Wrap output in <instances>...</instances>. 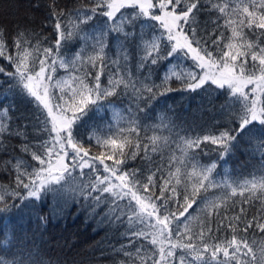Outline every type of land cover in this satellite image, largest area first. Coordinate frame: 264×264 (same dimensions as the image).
I'll return each mask as SVG.
<instances>
[{"label":"snow or ice","instance_id":"snow-or-ice-1","mask_svg":"<svg viewBox=\"0 0 264 264\" xmlns=\"http://www.w3.org/2000/svg\"><path fill=\"white\" fill-rule=\"evenodd\" d=\"M200 7V0H156V2L98 0V3L90 9H75L69 13L53 11L51 16L55 19V37L52 46L41 48L40 41L32 45L24 38L26 33L18 32L11 41L15 48V55H11L7 54V40L0 36V57L6 56L15 68V71L8 75L16 82L15 87L19 89V94L34 104L37 126L43 125L42 131L48 137L35 146L28 143L23 145L22 151L31 152L33 160L39 161V167L17 161L16 186L9 193L8 188L11 185L8 187L0 185V202H3L0 213L11 208L23 211L29 207V198L39 200L42 195L59 191L53 188V185L60 184L77 168L82 171L87 167L90 172H97L99 166L96 161H99V165L103 166L102 176L96 175L94 182L78 186V190L68 188L64 191L70 192L74 203L79 199H83L86 203L91 201L88 206L92 209L93 215L107 205L101 220L107 219L110 224L123 226L127 221L129 225H143L139 231H133L129 227L127 232L130 236L127 238L131 243L140 237L147 240L151 235L150 243L154 250L151 255L145 253V264L147 261H151V264H176L177 249L182 250L183 253L179 257V264H230L231 261H235V264H264V247L257 256L246 238V233L253 227L254 222L255 226L264 232V222H256V217H253L244 226L245 235L238 236V228L233 225L238 226L243 223L242 216L231 218L225 216L220 219L217 229L224 223V219H228L227 227L232 230V238L215 244L209 243V238L215 240L217 237L212 235L211 223L208 220L213 213L218 215L222 205H226L232 197H245L247 193L255 198L257 189L260 190V196L264 197V175L258 180L253 177L242 182L230 179L217 182L213 178L216 163L201 165L196 152L193 151L199 150L204 142L217 145L222 157L231 153L241 142L254 145L257 149H264V47L259 43L249 42L244 31L249 29L255 33L264 30V2L256 5L252 0H240L231 11L227 4L222 7L213 4V9L218 8L221 14L233 17L226 19L223 26L219 24L220 17L208 22L215 25L213 32L222 27L232 30L230 37H226L221 32L219 37L212 40L214 50H210L207 41L198 36V32L201 31L197 16ZM125 9H131V14L126 15L123 11ZM66 15L67 24L64 23ZM98 15L104 18L102 22L90 24ZM237 16L238 20L235 18ZM81 25L93 27V33H86L82 37L84 43L80 50L63 54L66 43L84 31ZM145 27L148 29L147 33L144 32ZM202 31L207 32V24ZM260 35L264 37V31H261ZM146 36L149 38L145 39ZM225 39L228 43H224ZM237 39L242 43L234 42ZM44 42L46 43L47 39ZM113 47L115 58L110 60L108 53L113 51ZM133 48L147 53L140 57L137 64L139 77L126 68ZM249 55L251 65L247 61ZM189 60L191 64L188 63ZM173 61H176V64H173ZM149 62L151 66L159 65L162 68L171 65L162 79L157 73L156 79H161L159 85L152 79L150 71L148 75H144V71L149 70ZM89 64L91 69L88 67ZM180 64L192 70L174 71V68L179 67ZM57 67L69 72L75 70L81 74L56 80L54 73ZM92 69H95L94 76ZM3 71L4 69L0 67V72ZM105 72H112L107 86L101 81ZM172 77L186 83L188 90L202 89L210 83L218 88L227 86L231 95L221 106L226 123L217 126L218 134L183 139L180 145L184 157L183 174L181 168H177L174 173L169 172L168 178L159 186L160 195L156 196L154 195L156 173L148 175L147 183H144L139 169H124L129 158L136 159L141 147L139 136L136 139V150L133 151L128 147L132 143L129 136L140 129L138 116L133 114L134 118L129 120L133 125L130 130L119 129L117 132L111 127L108 128L110 135L103 140V144L111 147L112 153L107 156L101 152L99 156L90 157L88 150L83 147L80 129L82 126L88 127L86 119L91 110L98 111L103 107L102 101H106L109 96L119 94L120 85H123L125 94H128L129 88L132 90L133 98L138 102L136 110L139 112L143 111L139 106L140 103H151L158 95L163 96L166 92L172 91L171 88L165 87ZM250 85L251 90L246 91ZM157 88H163L164 91L157 93ZM129 111L131 112V108ZM3 112L7 113L8 109L4 108ZM0 130L13 134L10 127L4 128L0 125ZM126 131L128 135H125ZM15 134L25 136L26 139V134L22 131H16ZM116 136L123 139H117ZM88 139L90 141L91 136ZM96 139L98 144L101 143L100 137ZM157 140L158 137L151 138L152 152L158 150L155 147ZM33 147L42 154L38 155L37 151L32 150ZM143 147L147 156L149 145L144 144ZM105 159L114 163L109 165L105 163ZM177 163L180 161L178 160ZM189 166L191 171H188ZM29 167L31 171H28ZM21 168L24 169L22 172ZM163 171V166L157 168V172L163 173ZM173 177H176L175 184L171 183ZM181 186L186 206H183V211L177 216L170 208L173 200L180 206L176 198L181 194L178 191ZM89 188L91 191H88ZM209 188H221L223 195L205 201L201 211L206 216L200 221V230L197 232L190 226L192 217L185 214L198 203V197L203 199L201 192H206ZM169 190L173 195H166ZM9 198L13 203L7 202ZM16 200L21 203L17 205ZM243 203H248L247 197ZM243 212L244 209L241 208V213ZM179 217H185L182 230ZM260 219L264 220V216ZM7 242L5 238L0 243ZM124 247L122 245L119 251L130 258L132 254L125 252ZM141 248L136 249L137 255ZM244 249H247V252H244ZM157 250L159 258L156 255ZM208 252H211L210 258L205 255ZM221 252L225 257L223 261L218 259V254ZM189 256L192 257L191 260L188 259ZM0 264H36V262L17 257L12 261L0 258ZM121 264L125 262L121 261Z\"/></svg>","mask_w":264,"mask_h":264},{"label":"trees","instance_id":"trees-1","mask_svg":"<svg viewBox=\"0 0 264 264\" xmlns=\"http://www.w3.org/2000/svg\"><path fill=\"white\" fill-rule=\"evenodd\" d=\"M156 2V0H154ZM256 5L261 4L264 0H252ZM98 3V0H0V36L7 40V54L15 55L12 39L18 32L26 33L25 39L29 40L32 45L41 42V48L54 45L55 37V19L51 16L53 11H64L65 13L72 12L75 9H90ZM240 0H200V10L197 14L199 20L198 36L203 37L210 50L212 40H215L224 33L226 37L232 35L231 28L222 27L220 30L213 32L215 25L208 23L220 17L219 24L224 25L226 19L233 17L221 14L219 9H213L212 5L219 6L228 5L229 11L234 9ZM106 10V9H105ZM126 15L131 14V9L123 10ZM89 15L91 13L89 12ZM237 20L239 17H235ZM104 18H97L90 22L95 25L102 22ZM68 16L64 18V23L67 24ZM207 24V32L202 31ZM84 31L76 36L73 40L68 41L63 49V54L75 53L83 46L82 37L93 33V27L83 26ZM247 40L251 43H259L264 47V37L260 33L264 30H259L253 33L249 29H245ZM147 33V27L144 28ZM149 37L146 36L145 39ZM45 39L47 42L45 43ZM242 43L238 39L234 41ZM224 43H228L225 39ZM115 45V42H113ZM259 49H257L258 51ZM114 51L109 52V59H114ZM91 48L89 47V54ZM144 51H136L134 48L130 52V60L126 68L136 76H140L137 70V64L140 57L146 55ZM222 54V53H221ZM166 55V53H165ZM248 64L251 65V56L247 57ZM163 63V61L161 62ZM176 64V61L172 62ZM191 64V61L188 62ZM258 64V60L256 62ZM99 64V62H97ZM171 65L165 67L151 66L149 62V70L144 71V75L151 72V77L156 84L161 83L165 71ZM0 67L4 69L0 72V125L4 128L10 127L13 134L8 131L0 130V185L8 187L9 193L16 186L17 170L15 165L17 161L21 164H28L34 167H39V161L32 158L31 152H23L22 147L25 143L32 146L41 144L48 139L47 134L42 131L43 125L37 126L36 109L34 104L28 102L22 95L19 94V89L15 87L16 82L8 75L14 72L15 68L10 61L5 57H0ZM88 67L91 69V65ZM192 69L184 64L174 68L176 72H188ZM198 71V70H196ZM239 71V69H237ZM157 73L161 79H156ZM78 71H66L63 68L57 67L54 73L55 79L59 80L62 77L68 78L70 75H80ZM93 76L95 69H92ZM112 72H105L101 77L102 84L107 86L109 77ZM257 75L259 72L257 71ZM165 87L171 88L172 91L166 92L163 96H157L151 103H140V108L143 111L137 112L132 90L128 89V94H125L123 85L118 87L119 94L109 96L106 101H102L103 107L98 111L91 110L86 119L88 127H81V139L83 146L98 148L107 154L112 153L111 147L103 144V140L110 135L108 128L111 127L115 131L119 129L130 130L133 125L129 120L138 116L140 118V129L138 132H133L129 136L132 141L129 149L135 151L137 136H139L141 147L136 159L129 158L124 166L125 170L139 169L141 178L144 183H147V176L156 173L154 181L156 188L154 195L159 196V186L168 178L169 172H175L177 168H181L183 174V155L180 145L183 139H194L196 136L203 137L209 134H218L217 126H222L226 123L225 117L222 115L221 106L226 99L231 95L227 88H218L210 83L202 89L188 90L186 83H182L180 79L172 77ZM157 93L163 92V88H157ZM59 95V90H57ZM7 108L8 112L4 113L3 109ZM131 108V112L129 109ZM226 110V109H225ZM122 118V119H121ZM27 125V127H25ZM16 131H22L25 136L16 135ZM128 135V132H125ZM89 136L91 140L89 141ZM158 137L155 147L158 149L152 152L153 146L151 138ZM96 137H100L101 143H97ZM117 139H123L116 136ZM144 144H148V155L145 156ZM37 151V154H42L35 147L32 149ZM128 149H126L127 151ZM90 153L100 151L88 150ZM196 152L197 159L201 165H210L216 163L217 167L213 172V178L219 182L222 179H230L233 181L242 182L251 180L255 177L257 180L261 175H264V149H257L254 145H249L246 142H241L237 147L233 148L232 152L226 156H221L217 145L210 142H204ZM130 155V154H129ZM119 158V157H115ZM180 163H177V161ZM171 162V163H170ZM163 166V173L157 172V168ZM86 168V167H85ZM24 169L21 168L22 172ZM31 171V167L28 168ZM188 171H191L189 166ZM27 182V180H25ZM176 177L171 180L175 184ZM66 186L55 193H47L42 195L41 199L29 198V207L23 211L18 208H11L9 211L0 213V242L7 239V243H0V258L12 261L14 258L30 259L36 264H145V253L151 255L152 245L150 243L152 237L149 235L147 240L142 237L130 243L127 238L130 233L127 232L129 227L133 231H139L143 225H129L127 221L123 226L110 224L107 219L101 220V216L107 210V205L101 207L95 215L92 214V209L88 206L91 201L85 202L79 199L73 202L70 192L64 191L68 188H77L73 182L64 183ZM58 189V188H55ZM91 191V190H90ZM151 191V190H150ZM181 193L176 199L179 200L178 206L175 200L171 203V211H174L177 216L183 211L185 205L183 198V187H179ZM189 191L191 188L189 187ZM26 196L27 193L25 192ZM166 195H173L171 191H167ZM223 195L221 188H209L206 192H201L203 199L198 197V203L194 204L185 216H191L190 226L195 231L200 230V221L205 219L206 214L201 211L204 208L205 201L213 200ZM248 198V203H243L245 198ZM9 204L13 200L9 198ZM219 203V201H217ZM19 205L21 201L16 200ZM3 202H0V207ZM241 208L244 212L241 213ZM131 213H129V216ZM241 215L243 223L238 226V236L245 235L243 229L248 220L256 217V222H264L260 217L264 216V197L260 196V190L255 192V198L245 194V197L235 196L227 201L226 205H222L219 214L213 213L208 220L211 223L212 235L217 237L213 240L209 238V243L220 244L222 241L231 240L232 230L227 227L229 220L224 219V223L219 226L220 219L225 216L228 218ZM180 229H183L185 217H179ZM147 231V229H145ZM175 239V234H173ZM246 238L257 256L260 250L264 247V232L255 226L248 229ZM124 247L125 252H130L131 257H126L119 249ZM143 245V248H141ZM226 246V244L224 245ZM141 248L139 255L136 249ZM231 251V250H230ZM247 252V249L243 250ZM182 250H176V264H179V257L182 255ZM157 258L159 252L156 251ZM206 257H211V252L205 254ZM242 255V254H241ZM249 259L251 257H248ZM192 259L191 256L188 257ZM220 261L225 260L223 252L218 254ZM151 264V261H147ZM230 264H235L231 261Z\"/></svg>","mask_w":264,"mask_h":264},{"label":"rangeland","instance_id":"rangeland-1","mask_svg":"<svg viewBox=\"0 0 264 264\" xmlns=\"http://www.w3.org/2000/svg\"><path fill=\"white\" fill-rule=\"evenodd\" d=\"M158 14V13H157ZM237 74H239V71H237ZM251 85L248 86L246 88V91H250L251 90ZM225 88H227V86H225ZM228 89V88H227ZM259 102V100H258ZM85 149L87 150H94V151H100L97 153H90L89 151V156L90 157H95V156H99L100 153L102 152L100 149H96V148H92V147H87V146H83ZM70 163V159L68 161ZM105 163L112 165L114 163V161L112 160H107L105 159ZM96 164L99 166V170L97 172H90L89 168H84L82 171L80 168H77L75 170V172L73 174H71L68 177H65V180L61 181L60 184H54L53 188H58V189H62L64 188L66 185L64 183L66 182H73L75 183V186H77V183L79 184V186L85 185V184H89L91 182L95 181V177L96 175H100L102 176L103 173V166L99 165V161H96ZM91 189L89 188L88 191H90Z\"/></svg>","mask_w":264,"mask_h":264}]
</instances>
